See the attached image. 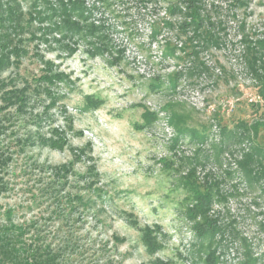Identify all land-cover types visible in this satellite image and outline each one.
Here are the masks:
<instances>
[{"label": "rangeland", "instance_id": "obj_1", "mask_svg": "<svg viewBox=\"0 0 264 264\" xmlns=\"http://www.w3.org/2000/svg\"><path fill=\"white\" fill-rule=\"evenodd\" d=\"M83 1L110 41L103 53H91L95 37H63L48 21L28 22L32 0L22 1L25 28L14 38L27 53L2 78L22 85V78L40 77L46 62L64 78L49 85L50 94L35 91L24 111L12 105L0 113V220L14 210L15 223L36 221L56 243V230L72 224L86 262L205 264L181 184L195 169L201 181L217 180L222 195L211 211L221 225L216 264H241L245 242L254 264H264V177L248 178L240 166L253 144H264V125L250 133L251 124L264 122V93L241 42L242 23L253 39H264V0H203L226 25V43L200 49L196 59L181 49L165 55L177 29L153 36L155 22L182 19L167 11L173 0ZM45 7L41 1L38 10ZM173 72L184 73L175 91ZM156 80L160 87L151 86ZM170 103L199 136L177 130ZM56 128L67 139L62 149L40 140ZM77 193L95 200L71 209Z\"/></svg>", "mask_w": 264, "mask_h": 264}, {"label": "trees", "instance_id": "obj_2", "mask_svg": "<svg viewBox=\"0 0 264 264\" xmlns=\"http://www.w3.org/2000/svg\"><path fill=\"white\" fill-rule=\"evenodd\" d=\"M22 1L0 0V101L3 103L0 106V113L12 105L19 112L24 111L28 107L31 96L35 91L40 92L41 89H46L50 94L49 85L64 78V73L53 71L49 62H46L40 77L32 79L22 78V85L16 83L15 79L6 81L2 78L3 72L12 66H20L23 55L27 53L25 46L15 42L14 38V35L19 34L25 28V13L22 10ZM41 1H44L46 5L44 12L38 10ZM179 1H170L167 11L171 14V17H173V14L183 13L181 20L175 21L167 18L162 21V24L155 22L153 25L154 37L158 35L162 28L177 29L176 41L166 38L165 55L174 56L177 49H181L188 51L186 52L188 57L196 59L200 49H208L211 46L219 47L226 43V25L222 20L215 21L211 18L212 16L205 10L203 0H184L185 9L180 6ZM238 2L240 4L246 3L245 0H238ZM31 5L32 9L28 12L30 15L29 19L27 18L28 22L36 19L48 21L50 23L48 30L51 29L52 32L58 31L63 37L76 34L85 37H95L96 41L93 42L94 50L91 51L93 54L97 52L103 53L110 48V41L105 36L104 26L90 20V10L83 0H57V5L51 0H32ZM241 27L243 31L241 42L244 44L242 55L247 68L258 79L261 91L264 93V39L261 37L253 39L251 32L245 30V23H242ZM182 35L186 39L182 40V45L179 46L177 41L181 39ZM205 69L207 70V67H204ZM183 74V72L170 74V89L176 90L179 78ZM189 74L192 75L193 71H189ZM40 81L44 82L43 88L37 83ZM34 83H36V88H32ZM161 85L162 81L160 80L153 81L151 84L152 87H160ZM169 105L171 108L173 104L170 103ZM146 114L145 117L149 119ZM183 115L172 109V123L177 130L180 133L191 131L194 137L199 136L201 132L195 127H189L185 124L187 122L182 117ZM4 117H6V114ZM2 121L0 117V129H3ZM262 125H264V122L260 120L251 124L250 133L253 135L258 134ZM54 133V136L50 138L40 136L41 142L53 148H64L67 143L64 134L59 132L57 128ZM230 133L238 136L236 131L231 130ZM201 135L203 136V134ZM83 150H80V152L82 153ZM218 150H221L220 146H218ZM80 156V154H76V157L79 158ZM4 159H0V165L5 164ZM240 166L244 175L248 178L264 177V144H253L250 151L244 154L243 159L240 161ZM63 169L65 173L70 168L63 166ZM195 173V169H191L188 174L181 177L182 187L186 190V213L194 222L193 229L200 241L197 244V250L200 252L204 249V263L216 264L219 258L217 255L219 243L216 241V237L221 231V225L218 217L212 214L211 211L213 201L219 199L222 195L219 192V182L217 180L210 181L207 179L201 181ZM55 174L60 175L59 172ZM96 196L100 197L101 192L97 191ZM75 197H72L73 203H69L71 209L78 205L88 206L90 202L95 200L87 194L77 193ZM13 213L14 210L6 211L5 217L0 220V264H104V262L101 263L97 260V256L91 257L87 262L84 257L79 258V253H82L83 250H81L82 247L79 248L76 235L71 230L72 227L69 226L72 224L66 225L69 228L67 231L59 230V228L56 230L59 232L55 237L56 243L52 240L49 241V236L43 234L36 221H25L21 224L15 223ZM54 213H56V210ZM62 216L66 215H61L60 217ZM244 246L243 256L245 260L241 264H254L257 258L253 257L250 245L245 242ZM110 263L107 262L106 264Z\"/></svg>", "mask_w": 264, "mask_h": 264}]
</instances>
